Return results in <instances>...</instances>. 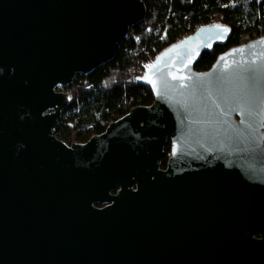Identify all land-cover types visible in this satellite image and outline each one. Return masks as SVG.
<instances>
[{
    "label": "water",
    "instance_id": "water-1",
    "mask_svg": "<svg viewBox=\"0 0 264 264\" xmlns=\"http://www.w3.org/2000/svg\"><path fill=\"white\" fill-rule=\"evenodd\" d=\"M145 15L141 0H0V264H264V37L196 72L231 36L201 26L135 77L150 106L83 144L55 136L61 90Z\"/></svg>",
    "mask_w": 264,
    "mask_h": 264
},
{
    "label": "trees",
    "instance_id": "trees-1",
    "mask_svg": "<svg viewBox=\"0 0 264 264\" xmlns=\"http://www.w3.org/2000/svg\"><path fill=\"white\" fill-rule=\"evenodd\" d=\"M146 9L143 21L133 26L114 59L86 76H75L65 90L68 104L55 128L56 138L71 146L83 144L102 134L107 126L134 107L153 102L151 90L132 80L136 63L155 57L201 26L230 27L225 46L203 53L194 65L196 72L208 71L218 56L239 46L243 36L264 34V0H141ZM170 145L164 148L161 166L165 168Z\"/></svg>",
    "mask_w": 264,
    "mask_h": 264
},
{
    "label": "built area",
    "instance_id": "built-area-1",
    "mask_svg": "<svg viewBox=\"0 0 264 264\" xmlns=\"http://www.w3.org/2000/svg\"><path fill=\"white\" fill-rule=\"evenodd\" d=\"M261 37H264V34H251V35H246V36H243L242 38H241V40H240V43H239V45H243V44H246V43H248L249 41H252V40H255V39H258V38H261ZM152 62L153 61H150V62H144V63H138L137 62V60H136V63H134V64H139L138 66V68H137V73H141V72H143L144 71V67H145V65H149V64H152ZM138 77V76H137ZM132 80L133 81H135V77H133L132 78ZM113 122H115V121H113ZM113 122H111V123H113ZM110 123V124H111Z\"/></svg>",
    "mask_w": 264,
    "mask_h": 264
},
{
    "label": "snow or ice",
    "instance_id": "snow-or-ice-1",
    "mask_svg": "<svg viewBox=\"0 0 264 264\" xmlns=\"http://www.w3.org/2000/svg\"><path fill=\"white\" fill-rule=\"evenodd\" d=\"M216 27H217V28H221L222 26L217 25ZM222 30H223L224 33H227V32L229 31V29H227L226 27H223ZM174 78H175V77H174Z\"/></svg>",
    "mask_w": 264,
    "mask_h": 264
},
{
    "label": "rangeland",
    "instance_id": "rangeland-1",
    "mask_svg": "<svg viewBox=\"0 0 264 264\" xmlns=\"http://www.w3.org/2000/svg\"><path fill=\"white\" fill-rule=\"evenodd\" d=\"M65 90H66V89H64V90H61V91H62V92H65ZM59 91H60V90H59ZM65 93H66V92H65Z\"/></svg>",
    "mask_w": 264,
    "mask_h": 264
}]
</instances>
